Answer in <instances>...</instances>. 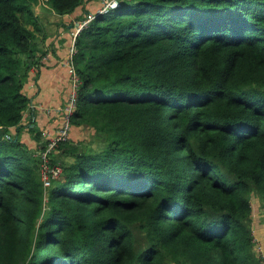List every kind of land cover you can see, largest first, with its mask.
<instances>
[{
    "label": "trees",
    "instance_id": "trees-1",
    "mask_svg": "<svg viewBox=\"0 0 264 264\" xmlns=\"http://www.w3.org/2000/svg\"><path fill=\"white\" fill-rule=\"evenodd\" d=\"M38 1L0 0V264H262L264 0H121L97 14L77 36L82 84L47 191L44 122L23 121L45 64ZM88 1L48 3L64 15Z\"/></svg>",
    "mask_w": 264,
    "mask_h": 264
},
{
    "label": "crops",
    "instance_id": "crops-1",
    "mask_svg": "<svg viewBox=\"0 0 264 264\" xmlns=\"http://www.w3.org/2000/svg\"><path fill=\"white\" fill-rule=\"evenodd\" d=\"M41 2L39 0L34 5V10L40 21L37 31L38 43L45 50L38 51L37 55H41L42 52L46 53L40 59L45 64H42L40 69L37 67L32 69L33 77L26 86L31 95V106L26 111L23 121L30 122L31 127L39 129V122L36 124L33 121L42 120L45 125L43 131L55 132L61 115V112L56 111L55 108L63 106L67 102L70 92V75L67 67L63 64V59L68 53L74 27L80 21L79 16L83 14V8L86 7L90 12H97L101 0H89L73 13L64 15L57 13L49 3H46V8H44ZM37 74H39L38 77ZM41 104L55 110L52 113H47L40 107ZM52 121L54 122L52 123ZM23 135L25 137L33 136L27 131V128L24 129Z\"/></svg>",
    "mask_w": 264,
    "mask_h": 264
},
{
    "label": "built area",
    "instance_id": "built-area-1",
    "mask_svg": "<svg viewBox=\"0 0 264 264\" xmlns=\"http://www.w3.org/2000/svg\"><path fill=\"white\" fill-rule=\"evenodd\" d=\"M120 1L121 0H101L102 5L99 7L98 11L90 13L86 18L78 21L74 27L68 53L63 59V64L67 67V71L70 75V92L67 103L55 108L56 111L58 110L63 114V120L55 132H51L50 130L43 131L46 144L40 151H38V154L41 157V177L46 191L52 186L53 181L58 179L62 173V166L52 161V154L61 141L67 140L70 137L72 128L71 119L77 108L79 90L82 84L81 76L77 72L74 64V55L78 50L76 44L77 36L97 14L106 13L111 8L117 7L120 4ZM40 107L47 113H52V111L55 110L52 107L44 106L43 104H41Z\"/></svg>",
    "mask_w": 264,
    "mask_h": 264
},
{
    "label": "rangeland",
    "instance_id": "rangeland-1",
    "mask_svg": "<svg viewBox=\"0 0 264 264\" xmlns=\"http://www.w3.org/2000/svg\"><path fill=\"white\" fill-rule=\"evenodd\" d=\"M41 1L43 7L46 8L45 4L46 3L48 4V0H41ZM92 132L93 131L88 128L79 129L80 138H91ZM252 206H253L252 231L254 233L256 240L255 252L258 258L261 260V263L264 264V225H263V216H262L263 213L260 208L261 204L259 198L255 195H252ZM167 264H172V263H167Z\"/></svg>",
    "mask_w": 264,
    "mask_h": 264
}]
</instances>
